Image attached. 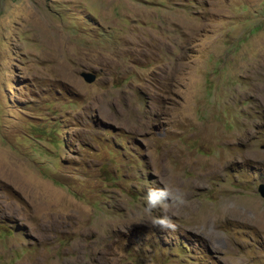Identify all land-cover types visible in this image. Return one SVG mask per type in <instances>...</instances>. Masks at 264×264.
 <instances>
[{
	"label": "rangeland",
	"instance_id": "rangeland-1",
	"mask_svg": "<svg viewBox=\"0 0 264 264\" xmlns=\"http://www.w3.org/2000/svg\"><path fill=\"white\" fill-rule=\"evenodd\" d=\"M260 184L264 0H0V264H264Z\"/></svg>",
	"mask_w": 264,
	"mask_h": 264
},
{
	"label": "clouds",
	"instance_id": "clouds-1",
	"mask_svg": "<svg viewBox=\"0 0 264 264\" xmlns=\"http://www.w3.org/2000/svg\"><path fill=\"white\" fill-rule=\"evenodd\" d=\"M145 200L146 206L143 211L151 216L152 226L161 231H175L177 225L172 216L167 213L170 208L180 207L187 203L184 194L179 189L165 185L162 188H149ZM157 209L164 214L161 216L152 215Z\"/></svg>",
	"mask_w": 264,
	"mask_h": 264
},
{
	"label": "water",
	"instance_id": "water-1",
	"mask_svg": "<svg viewBox=\"0 0 264 264\" xmlns=\"http://www.w3.org/2000/svg\"><path fill=\"white\" fill-rule=\"evenodd\" d=\"M85 82L92 84L96 81V76L93 73L85 72L82 75ZM258 193L264 199V184H260L258 187Z\"/></svg>",
	"mask_w": 264,
	"mask_h": 264
},
{
	"label": "trees",
	"instance_id": "trees-1",
	"mask_svg": "<svg viewBox=\"0 0 264 264\" xmlns=\"http://www.w3.org/2000/svg\"><path fill=\"white\" fill-rule=\"evenodd\" d=\"M40 132H41V131H40ZM53 133H54V132H52V134H53ZM41 134H42V135H45V133H44V132H41ZM53 137H54V134H53Z\"/></svg>",
	"mask_w": 264,
	"mask_h": 264
}]
</instances>
